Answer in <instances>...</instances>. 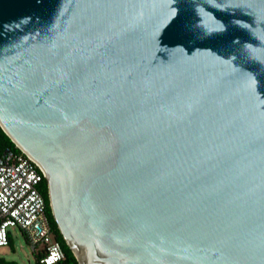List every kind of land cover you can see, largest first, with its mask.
<instances>
[{"label":"water","instance_id":"95a60500","mask_svg":"<svg viewBox=\"0 0 264 264\" xmlns=\"http://www.w3.org/2000/svg\"><path fill=\"white\" fill-rule=\"evenodd\" d=\"M0 125L80 264H264V0H0Z\"/></svg>","mask_w":264,"mask_h":264},{"label":"built area","instance_id":"2783aa9c","mask_svg":"<svg viewBox=\"0 0 264 264\" xmlns=\"http://www.w3.org/2000/svg\"><path fill=\"white\" fill-rule=\"evenodd\" d=\"M44 178L41 166L19 146L0 145V247L10 244L12 228H18L33 245L35 264H60L65 251L47 216Z\"/></svg>","mask_w":264,"mask_h":264},{"label":"trees","instance_id":"16d2710c","mask_svg":"<svg viewBox=\"0 0 264 264\" xmlns=\"http://www.w3.org/2000/svg\"><path fill=\"white\" fill-rule=\"evenodd\" d=\"M0 145L3 148L11 147V148H17L16 143L12 140V138L5 132V130L0 125ZM19 149V148H18ZM40 189L42 191V194L45 197L46 204H47V216L49 218L50 224L52 226V229L55 233L56 238L61 242L62 247L65 251V259L60 264H80L77 257L75 256L72 249L69 247V245L66 243L63 235L61 234L57 222L53 216L50 201H49V195H48V182L47 179L44 178ZM13 238L10 237V244H12ZM6 261L3 259H0V264H4ZM9 264H17L16 262H9Z\"/></svg>","mask_w":264,"mask_h":264},{"label":"rangeland","instance_id":"374dc122","mask_svg":"<svg viewBox=\"0 0 264 264\" xmlns=\"http://www.w3.org/2000/svg\"><path fill=\"white\" fill-rule=\"evenodd\" d=\"M12 231V244L0 247V259L6 261L4 264H35L37 257L27 235L18 228H12Z\"/></svg>","mask_w":264,"mask_h":264}]
</instances>
